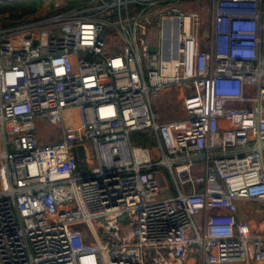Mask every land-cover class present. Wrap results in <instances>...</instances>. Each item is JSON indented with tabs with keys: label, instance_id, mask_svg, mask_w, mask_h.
<instances>
[{
	"label": "built area",
	"instance_id": "built-area-1",
	"mask_svg": "<svg viewBox=\"0 0 264 264\" xmlns=\"http://www.w3.org/2000/svg\"><path fill=\"white\" fill-rule=\"evenodd\" d=\"M190 1L0 13V264L264 261L238 215L264 206V0Z\"/></svg>",
	"mask_w": 264,
	"mask_h": 264
},
{
	"label": "rangeland",
	"instance_id": "rangeland-1",
	"mask_svg": "<svg viewBox=\"0 0 264 264\" xmlns=\"http://www.w3.org/2000/svg\"><path fill=\"white\" fill-rule=\"evenodd\" d=\"M193 1L194 0H191L190 2H193ZM201 1H202L201 6L203 8H204V6H203L204 4L210 3V1H208V0H201ZM155 33H157L156 27H151L148 37L150 36V34H155ZM148 37H147V42L153 45V43H151L149 41ZM157 43L158 42L156 41V44ZM177 95L179 97H177ZM180 97H181L180 93L177 91H174V92H171L169 95H167L166 101L164 103L161 101H158V100L156 101V104L159 105V110H160V113H161L163 119L172 120V119H182L185 117L186 113L183 112L182 106L178 100V98H180ZM163 100H164V98H163ZM74 117L77 119L76 115ZM58 131H59L58 128L54 127L53 125H51L45 121H42V120L37 121L36 132L38 133L42 142H49V141L57 140L58 139ZM139 132H141L142 134H141V136H138V137L134 134V132L131 134L132 141H134L137 144L141 143L143 134L146 136L145 139L148 138V132L147 131H139ZM156 159H160V156H157ZM161 169L167 175V184L163 189L162 197L168 196L169 193H171L172 195H175L176 194V188L173 184L172 177H171L168 169H166L164 167H162ZM260 207H262V206H260Z\"/></svg>",
	"mask_w": 264,
	"mask_h": 264
},
{
	"label": "crops",
	"instance_id": "crops-1",
	"mask_svg": "<svg viewBox=\"0 0 264 264\" xmlns=\"http://www.w3.org/2000/svg\"><path fill=\"white\" fill-rule=\"evenodd\" d=\"M92 146L89 144V157L92 156ZM90 161L88 158H86L85 155H81L80 158V168L82 170H85L89 167ZM93 166L96 164V160H92ZM239 219L246 223L253 233L259 234L261 236H264V206L258 204L257 202H254L252 200H239ZM262 206V207H260ZM200 253H198L196 256H191L189 261L191 263H199L201 261ZM228 264H264V261H256L253 258H248L247 260L243 262H233Z\"/></svg>",
	"mask_w": 264,
	"mask_h": 264
},
{
	"label": "trees",
	"instance_id": "trees-1",
	"mask_svg": "<svg viewBox=\"0 0 264 264\" xmlns=\"http://www.w3.org/2000/svg\"><path fill=\"white\" fill-rule=\"evenodd\" d=\"M81 0H69V6H76ZM44 0H0V13H9L15 18L34 15L43 5ZM38 17V16H36ZM134 134L138 137L141 132L136 131ZM146 136L142 135L141 143H145ZM132 139V138H131ZM82 154V151L80 152Z\"/></svg>",
	"mask_w": 264,
	"mask_h": 264
},
{
	"label": "bare ground",
	"instance_id": "bare-ground-1",
	"mask_svg": "<svg viewBox=\"0 0 264 264\" xmlns=\"http://www.w3.org/2000/svg\"><path fill=\"white\" fill-rule=\"evenodd\" d=\"M69 114H70V113H68L66 116H67V120H68V122H71L70 117H68ZM71 119H72V118H71ZM69 120H70V121H69ZM75 122L77 123V120H75Z\"/></svg>",
	"mask_w": 264,
	"mask_h": 264
},
{
	"label": "water",
	"instance_id": "water-1",
	"mask_svg": "<svg viewBox=\"0 0 264 264\" xmlns=\"http://www.w3.org/2000/svg\"><path fill=\"white\" fill-rule=\"evenodd\" d=\"M122 220H124V217L122 218Z\"/></svg>",
	"mask_w": 264,
	"mask_h": 264
}]
</instances>
